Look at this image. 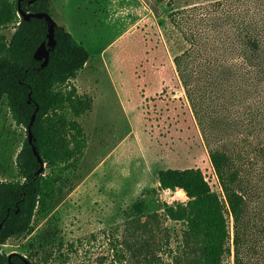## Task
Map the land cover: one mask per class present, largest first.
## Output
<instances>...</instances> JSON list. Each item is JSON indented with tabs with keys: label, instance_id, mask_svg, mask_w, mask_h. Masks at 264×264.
<instances>
[{
	"label": "rangeland",
	"instance_id": "rangeland-1",
	"mask_svg": "<svg viewBox=\"0 0 264 264\" xmlns=\"http://www.w3.org/2000/svg\"><path fill=\"white\" fill-rule=\"evenodd\" d=\"M218 1L51 0V16L91 54L63 87L94 100L92 111L79 119L87 146L82 157L54 169L57 193L48 212L37 214L32 233L2 245L3 252L30 256L50 248L59 264H98L101 256L112 264L115 238L130 217L189 200L179 190L160 188L161 170L200 168L222 194L210 159L220 150L232 156L248 204L250 229L241 257L245 264H264V52L260 65L245 66L243 58L253 51L237 36L238 26L248 22L259 31L264 0ZM193 6H199L202 36L189 71L195 103L175 63L192 45L171 19ZM229 13L234 18L227 22ZM14 31L0 27V57L6 49L1 36L9 39ZM27 137V128L2 103L0 180L19 178L16 161ZM164 226L177 246L184 224L164 220ZM163 261L172 264L168 254ZM223 264H236L234 246Z\"/></svg>",
	"mask_w": 264,
	"mask_h": 264
},
{
	"label": "trees",
	"instance_id": "trees-1",
	"mask_svg": "<svg viewBox=\"0 0 264 264\" xmlns=\"http://www.w3.org/2000/svg\"><path fill=\"white\" fill-rule=\"evenodd\" d=\"M0 1L3 5L0 27L12 25L15 30L9 39L1 36L6 49L0 57V105L6 102L16 124L26 127L27 131L36 113L32 126L34 143L30 144L27 137L17 156L19 178L0 180V264H59L50 248L25 256L18 252L5 253L1 246L13 237L35 230L37 214L48 212V205L57 193L54 169L84 154L87 137L79 119L92 111L94 100L88 94H79L75 87L70 90L63 87L85 68L91 54L64 25L57 24V44L50 52L49 64L43 67V61L36 60L34 54L44 41H48L46 19L26 21L19 16V0ZM154 1L163 3L165 0ZM226 1L218 2L225 5ZM21 7L26 12H52L51 0H22ZM198 9L199 6H193L171 15L192 45L176 56L175 63L193 103L196 99L189 71L202 39L196 24ZM232 18L229 13L224 20L228 22ZM254 27L257 26L253 22L238 26L237 36L245 37L246 48L253 51L252 57L243 58L247 67L260 65L264 52V20L263 25L258 26L259 31ZM244 31L246 34L242 36ZM34 147L46 164L39 175L41 163ZM210 159L222 194L212 188L200 168L161 170L160 188L183 190L189 200L165 203L162 213L130 217L122 236L115 238L112 264H165V254L170 255L172 264H223L232 246L236 264H245L241 251L248 240L250 221L247 199L240 190V172L227 152L214 150ZM46 168L52 171L47 173ZM164 220L184 224L181 242L175 247L171 246V232L164 226ZM106 261V256L97 258L98 264H106Z\"/></svg>",
	"mask_w": 264,
	"mask_h": 264
},
{
	"label": "water",
	"instance_id": "water-1",
	"mask_svg": "<svg viewBox=\"0 0 264 264\" xmlns=\"http://www.w3.org/2000/svg\"><path fill=\"white\" fill-rule=\"evenodd\" d=\"M33 2L35 0H32ZM21 2L22 0H19L18 2V6H19V15L21 17H23L26 21L30 20L31 18H45L48 24V41H44L36 50L34 56L36 60L39 61H43L42 62V66L46 67L49 64V60H50V52L52 49L55 48L57 41H56V37H55V28L57 25L56 20H54V18L51 16V14L46 13V12H37V13H33V12H26L25 10L22 9L21 7ZM36 119V113L33 114L29 128H28V139L30 144L34 143V139H33V131H32V126L35 122ZM35 150V154L38 157L39 162L41 163V168L38 171V175L45 169L46 164L44 163L41 155L38 153V151L36 150V147H34ZM11 264V263H9Z\"/></svg>",
	"mask_w": 264,
	"mask_h": 264
},
{
	"label": "bare ground",
	"instance_id": "bare-ground-1",
	"mask_svg": "<svg viewBox=\"0 0 264 264\" xmlns=\"http://www.w3.org/2000/svg\"><path fill=\"white\" fill-rule=\"evenodd\" d=\"M179 191H181V192H182V194H185V195H187L185 191H183V190H179Z\"/></svg>",
	"mask_w": 264,
	"mask_h": 264
}]
</instances>
